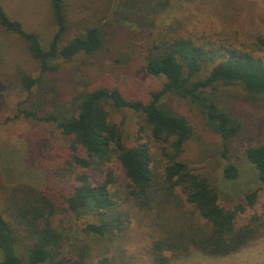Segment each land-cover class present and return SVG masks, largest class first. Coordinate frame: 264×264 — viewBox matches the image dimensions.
I'll return each instance as SVG.
<instances>
[{
  "label": "trees",
  "instance_id": "trees-1",
  "mask_svg": "<svg viewBox=\"0 0 264 264\" xmlns=\"http://www.w3.org/2000/svg\"><path fill=\"white\" fill-rule=\"evenodd\" d=\"M99 1L91 17L78 18L84 0H48L56 31L47 45L0 1V26L26 42L39 68L16 74L14 82L27 95L23 103L34 98L18 111L52 124L64 138L63 160L52 174L67 190L28 182L10 188L0 208V264H23L20 249L29 264H171L194 252L214 257L240 252L264 233V213L243 218L264 188V142L242 152L258 186L232 202L213 174L182 157L196 130L169 102L186 100L198 110L220 139L223 179L237 180L240 168L231 150L235 141L248 138L231 99L240 89L251 105L264 106V16L258 28L218 37L169 25L148 48L146 70L163 78L149 100L128 97L115 86L87 84L73 95L54 91L46 97L60 62L108 51L122 26L153 29L171 0ZM122 110L141 117L133 141L125 118L113 119ZM69 214L81 221L80 241L71 249L64 219Z\"/></svg>",
  "mask_w": 264,
  "mask_h": 264
},
{
  "label": "rangeland",
  "instance_id": "rangeland-1",
  "mask_svg": "<svg viewBox=\"0 0 264 264\" xmlns=\"http://www.w3.org/2000/svg\"><path fill=\"white\" fill-rule=\"evenodd\" d=\"M0 1L11 18L20 20L28 31L40 35L44 45L48 44L56 31L48 0ZM84 2L86 6L80 4L77 7L78 13L75 15L78 18L91 17L100 5L99 0L98 5L90 0ZM262 16L264 0H171L153 29L141 31L122 26L109 42L108 51L86 58L80 56L73 62H60L59 69L52 76L54 90L50 89L51 92L45 96L54 95V91L59 92L61 97L73 95L87 84L115 86L128 97L149 100L150 92L162 86L163 78L147 72L148 48L158 42L161 35L168 33L169 25L174 26L177 32L197 35L205 32L218 37L223 32L242 34L258 28ZM0 60V208L4 210L10 188L21 182L41 189L54 186L65 192V182L52 174L53 168L63 160L61 153L65 141L52 124L28 119L19 113L18 106L25 107L34 98L23 103L27 95L14 82L16 74L21 69L38 73L39 68L26 42L1 26ZM234 91L235 96L231 101L243 118L248 138L233 143L231 155L240 168V176L235 181L223 179L222 166L218 164L222 149L220 139L206 126L198 110L186 100L168 101L195 126L196 133L185 145L182 157L198 171L213 174L222 192L228 193L232 202L240 200L246 191L258 186L253 168L247 164L242 152L250 144L264 142V106L262 103L251 105L244 92L240 89ZM123 117L129 140L133 141L139 137L141 117L131 110L113 113V119L117 122ZM62 167L60 165L59 168ZM221 202L226 203L223 199ZM254 212L264 213V188L259 192L256 204L247 208L243 218ZM64 219L68 225L67 232L71 234L67 247L71 249L80 241L81 221L78 222L70 214ZM241 251L225 258L194 252L173 258L171 264H264V235L251 241ZM19 254L23 264H29L26 252L20 249ZM2 259L0 249V262Z\"/></svg>",
  "mask_w": 264,
  "mask_h": 264
},
{
  "label": "crops",
  "instance_id": "crops-1",
  "mask_svg": "<svg viewBox=\"0 0 264 264\" xmlns=\"http://www.w3.org/2000/svg\"><path fill=\"white\" fill-rule=\"evenodd\" d=\"M264 235V233L262 234V236ZM262 236H260V237H262ZM240 252H242V251H240ZM240 252H238V253H235V254H232V255H230V256H234V255H236V254H239ZM203 255V254H202ZM207 256V255H206ZM230 256H226V257H230ZM214 257V256H213ZM219 258H225V257H219Z\"/></svg>",
  "mask_w": 264,
  "mask_h": 264
}]
</instances>
